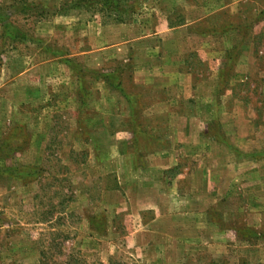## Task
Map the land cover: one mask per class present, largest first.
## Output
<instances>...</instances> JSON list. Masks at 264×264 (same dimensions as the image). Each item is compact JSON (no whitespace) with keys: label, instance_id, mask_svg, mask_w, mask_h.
Listing matches in <instances>:
<instances>
[{"label":"rangeland","instance_id":"rangeland-1","mask_svg":"<svg viewBox=\"0 0 264 264\" xmlns=\"http://www.w3.org/2000/svg\"><path fill=\"white\" fill-rule=\"evenodd\" d=\"M13 1L0 264H264V0Z\"/></svg>","mask_w":264,"mask_h":264},{"label":"trees","instance_id":"trees-1","mask_svg":"<svg viewBox=\"0 0 264 264\" xmlns=\"http://www.w3.org/2000/svg\"><path fill=\"white\" fill-rule=\"evenodd\" d=\"M28 9L32 10L36 16L39 17V19H45L46 17L52 16L54 14H61L62 12L69 11L72 9H78V10H84L88 12H98L101 11L103 12V15L105 18H111V16H114L112 19L114 22H124L121 17L117 16V13H123V8L119 6L118 0H60V3L58 6L54 7H48L47 4H36L34 2H28ZM2 9H11L16 13L15 11V0L10 4V5H3L1 6ZM6 20L7 17H4ZM0 24L8 27V25L13 27L14 32L9 33L12 38H19L21 37L20 35V30L19 27L8 21L7 23H3L2 19L0 20ZM10 32V31H9ZM6 172L12 173V166H7L4 169ZM40 264H43V262H40Z\"/></svg>","mask_w":264,"mask_h":264},{"label":"crops","instance_id":"crops-1","mask_svg":"<svg viewBox=\"0 0 264 264\" xmlns=\"http://www.w3.org/2000/svg\"><path fill=\"white\" fill-rule=\"evenodd\" d=\"M188 118H190V117H188Z\"/></svg>","mask_w":264,"mask_h":264}]
</instances>
